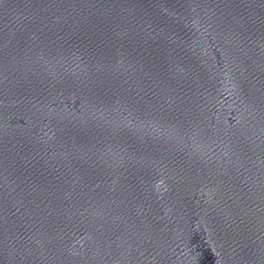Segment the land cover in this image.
I'll use <instances>...</instances> for the list:
<instances>
[{"label":"water","instance_id":"water-1","mask_svg":"<svg viewBox=\"0 0 264 264\" xmlns=\"http://www.w3.org/2000/svg\"><path fill=\"white\" fill-rule=\"evenodd\" d=\"M0 264H264V0H0Z\"/></svg>","mask_w":264,"mask_h":264}]
</instances>
